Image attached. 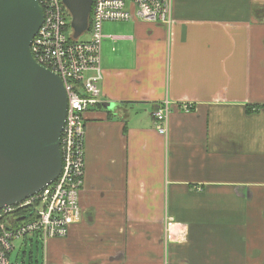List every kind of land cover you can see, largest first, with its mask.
<instances>
[{
  "label": "crops",
  "instance_id": "crops-1",
  "mask_svg": "<svg viewBox=\"0 0 264 264\" xmlns=\"http://www.w3.org/2000/svg\"><path fill=\"white\" fill-rule=\"evenodd\" d=\"M171 16L102 30L81 221L43 264H264V0H172Z\"/></svg>",
  "mask_w": 264,
  "mask_h": 264
},
{
  "label": "built area",
  "instance_id": "built-area-1",
  "mask_svg": "<svg viewBox=\"0 0 264 264\" xmlns=\"http://www.w3.org/2000/svg\"><path fill=\"white\" fill-rule=\"evenodd\" d=\"M42 23L30 43L35 62L56 74L67 98L60 134L61 171L57 179L27 199L0 209V264H11L13 243L34 234L43 247L66 237L81 221L79 192L84 175L85 114L100 104L102 26L135 17L171 26L172 0H92L89 39L74 40L70 15L62 0H36ZM87 30V31H88ZM170 106L164 101L152 113L154 129L167 132Z\"/></svg>",
  "mask_w": 264,
  "mask_h": 264
},
{
  "label": "water",
  "instance_id": "water-1",
  "mask_svg": "<svg viewBox=\"0 0 264 264\" xmlns=\"http://www.w3.org/2000/svg\"><path fill=\"white\" fill-rule=\"evenodd\" d=\"M62 3L76 40L88 30L92 0ZM41 23L36 0H0V209L34 195L61 171L67 98L61 79L30 53Z\"/></svg>",
  "mask_w": 264,
  "mask_h": 264
},
{
  "label": "rangeland",
  "instance_id": "rangeland-1",
  "mask_svg": "<svg viewBox=\"0 0 264 264\" xmlns=\"http://www.w3.org/2000/svg\"><path fill=\"white\" fill-rule=\"evenodd\" d=\"M102 27H103L102 30L104 29V31L106 32L113 31L114 28L116 31H121L124 29L125 25L123 26L121 24H117V22H105ZM88 39H89L88 33H84L78 38L79 41H86ZM99 98H100V95H99ZM21 243L22 241L20 240L15 241L13 243L14 250L12 254L10 255L11 264L15 263L16 259L19 257L20 254H21V260L24 261L26 258L25 261L28 263L29 255L31 251H32L34 260H37L39 264L44 263V258H46V251L43 249L42 242L41 244L39 243L38 246H36V244H33L32 247L29 244L26 247H21ZM24 253L26 254L27 257L24 256Z\"/></svg>",
  "mask_w": 264,
  "mask_h": 264
},
{
  "label": "trees",
  "instance_id": "trees-1",
  "mask_svg": "<svg viewBox=\"0 0 264 264\" xmlns=\"http://www.w3.org/2000/svg\"><path fill=\"white\" fill-rule=\"evenodd\" d=\"M90 16H91V13H90ZM90 16H89V25H88L89 29H90ZM88 32H89V30L86 31L85 33H88ZM39 243L41 244V242L39 240V236L37 234H34L33 236L25 238L24 240H22L21 247H26L28 244L31 247L33 246V244H36V246H38ZM24 256L27 257L25 253H24ZM25 260H26V258H25ZM25 260L24 261L21 260V254H20L19 257L16 259L14 264H39L37 260H34L32 251L30 252L28 263Z\"/></svg>",
  "mask_w": 264,
  "mask_h": 264
}]
</instances>
